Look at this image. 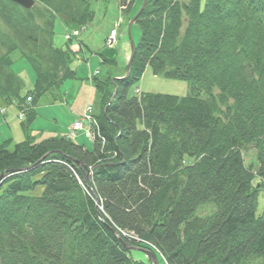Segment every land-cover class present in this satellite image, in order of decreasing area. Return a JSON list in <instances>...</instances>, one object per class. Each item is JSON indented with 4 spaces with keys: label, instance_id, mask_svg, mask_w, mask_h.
<instances>
[{
    "label": "trees",
    "instance_id": "1",
    "mask_svg": "<svg viewBox=\"0 0 264 264\" xmlns=\"http://www.w3.org/2000/svg\"><path fill=\"white\" fill-rule=\"evenodd\" d=\"M34 1L25 10L0 0V99L25 112V141L0 146V264H146L112 229L166 264H264V0H147L130 75L95 78L105 112L92 150L38 142L29 125L45 95L77 79L74 38L55 47L56 19L86 28L93 0ZM120 2L128 15L136 0ZM16 52L35 73L27 94ZM148 67L188 83V95L130 96ZM251 150L257 174L243 159ZM205 205L215 212L197 216Z\"/></svg>",
    "mask_w": 264,
    "mask_h": 264
},
{
    "label": "rangeland",
    "instance_id": "2",
    "mask_svg": "<svg viewBox=\"0 0 264 264\" xmlns=\"http://www.w3.org/2000/svg\"><path fill=\"white\" fill-rule=\"evenodd\" d=\"M144 1L145 0H136L132 11L129 13L128 18H126L127 8L124 10V16H122L118 0H93L91 6L95 12V17L93 22L86 28L82 27L75 30L71 25L67 27L63 19H56L54 44L57 49L66 48V31L68 28L74 29L73 33L80 36L79 40L74 43H81L83 51L74 58L72 65L73 70L77 73L78 80L67 81L62 85L59 92L53 90L51 91L52 96H45L41 100L39 107H36V120L34 122L44 123L46 125V127H44L46 130L49 124L69 126L70 129H76L77 123H80L83 127V130H81L83 135L87 132L89 128L88 125H91L92 122L94 126L96 125L98 117L102 112H105V107H102L101 100L98 98L99 96L95 88H91V84L88 82V80H90L89 77L93 71L95 73L97 70L101 72L99 78L103 80L107 78L109 74L115 75L116 77H121L125 74L131 49L130 43L132 41H134V43H139L141 38L140 30L135 26V23L129 26L128 24L132 17L138 14ZM118 23L120 24L117 29ZM115 29H117L115 34H111ZM3 53L4 52L0 50V54ZM101 56L109 59L107 60L108 62L114 60V64H102ZM11 58L13 61V71L26 82L25 91L32 90L35 81V73L31 65L21 57L19 52L14 53ZM138 90L145 93L185 97L188 95L189 85L186 82L171 80L164 76L156 77L152 70L148 68L141 81L132 87L130 96H136ZM66 92H68V94ZM0 107L9 109L7 111L9 114L6 113V118L8 115L11 116V119L9 120L8 118L5 122V117L2 118L0 116V144L2 146L10 141L9 150L13 151L16 144L25 141V131L23 129L25 115H19L18 109L21 108L17 106V104L8 108L1 99ZM33 123L29 125V128L31 136L36 139V141L39 142L50 139L41 137L42 135L34 132L32 128ZM9 124L12 126V133ZM51 138L67 139V137L64 138L60 136ZM90 143L91 148H93V143ZM246 154L247 156H245V159L247 164H249L255 158L254 151H248ZM43 192L44 188L39 187L35 192H31L30 195L40 197ZM214 212L215 209H213L211 205H205L198 210L197 216L207 217ZM263 212L264 189L260 197L258 214ZM143 250L152 252L156 256L158 264H165V260L159 251L147 245L143 246ZM130 257L135 261L146 264L150 259L145 253L136 251L130 252Z\"/></svg>",
    "mask_w": 264,
    "mask_h": 264
},
{
    "label": "bare ground",
    "instance_id": "3",
    "mask_svg": "<svg viewBox=\"0 0 264 264\" xmlns=\"http://www.w3.org/2000/svg\"><path fill=\"white\" fill-rule=\"evenodd\" d=\"M10 2H12V3H14L12 0H9ZM34 1V0H33ZM35 2V1H34ZM118 2L119 3H121L120 2V0H118ZM15 4V3H14ZM147 4V3H146ZM17 5V4H16ZM19 6V5H18ZM21 7V6H20ZM35 7V5L32 7V9ZM22 8V7H21ZM24 9V8H23ZM32 9H30V10H32ZM25 10H27V9H25ZM124 10H125V8L124 7H122L121 6V8H120V12H124ZM129 15V14H128ZM128 15L126 14L125 15V17L126 18H128ZM134 19V17H132V19L130 20V22H129V24H128V26L129 25H131V22H132V20ZM136 22V21H135ZM69 32V31H68ZM137 44L138 43H136L135 44V48L137 49ZM131 49H130V56H131V54H132V45H131V47H130ZM136 54V53H135ZM129 55V54H128ZM101 58H102V64H107V63H109V64H112L111 62V60H110V62H107V60H109V59H106V58H103L102 56H101ZM129 60V59H128ZM113 62H115L114 60H113ZM72 65H73V63H72ZM127 68H128V65H127ZM148 68H150V67H148ZM147 68V69H148ZM147 69H146V71H147ZM151 70H152V68H150ZM75 71V70H74ZM130 71H131V67H130ZM145 71V72H146ZM76 72V71H75ZM95 73H96V75H95ZM94 73V71L92 72V74H91V76L89 77L90 78V80H88V82H89V84H91V88L92 89H94L95 88V91H96V93H97V95L99 96V93H98V90H97V88L95 87V84H96V81L97 80H95V78H98L99 80H103V79H101V78H99L100 77V71L99 70H97L96 72ZM77 74V73H76ZM130 75V72H129V74H127V69H126V72H125V74L123 75V76H121V77H116L115 75L113 76V75H111V74H109L108 75V77L107 78H105L104 80H106V79H108V78H112V81H115V80H121V79H124V78H127L128 76ZM155 76V75H154ZM157 77V76H156ZM76 80H78V76H76ZM118 78H121V79H118ZM69 81H75V80H69ZM67 82V81H66ZM26 82H24V86L26 85L25 84ZM65 83V82H64ZM63 83V84H64ZM34 84H35V82H34ZM34 84H33V87H32V89L34 88ZM62 84V85H63ZM62 85L60 86V88H58L56 91L57 92H59L60 91V89H61V87H62ZM111 90V88H107L106 89V93L107 92H109ZM67 94H68V92H66ZM105 93V94H106ZM117 94H118V90H117V87H114V92H113V99L117 96ZM146 94H155V93H145V92H138L137 93V95H136V97H138V99H141L142 98V96H145ZM48 95H51V93H48L47 95H45V96H48ZM44 96V97H45ZM52 96V95H51ZM43 97V98H44ZM42 98V99H43ZM99 98V97H98ZM0 110H1V108H0ZM92 127L94 128L93 130H94V132H95V136L93 135V134H89V136H91V138H92V142L95 144V142H97V140H98V138H100V125H99V121H97V123H96V125L94 126V123L92 122V126L90 125V129H92ZM1 146V145H0ZM246 154V153H245ZM244 154V161H245V164L247 165V162H246V159H245V156H247V154L245 155ZM117 157V153H115V154H113V155H110L109 154V156H108V158H105V159H107V160H104L105 162L106 161H108V159L109 160H114L115 158ZM125 161V159H123V162ZM253 162V161H252ZM252 162L251 163H249L248 165H250V164H252ZM259 168H260V166L258 165V164H256V166L253 168V172H254V174H257V172H258V170H259ZM91 174H92V171H90L89 173H88V175H87V177H86V179L88 180V178L91 176ZM2 180H3V177L1 176L0 177V184H1V182H2ZM84 188H85V186H84ZM84 190H86L87 191V189L85 188ZM91 196H93V197H96V194H95V192L93 191V190H91V192H89V191H87ZM102 203H100L99 202V200H98V198L96 197V207L98 208V210L99 211H103V206L101 205ZM113 230V232L115 233V229H112ZM117 233L119 232V234L118 235H124V237L127 239V241H130V242H134L135 243V245H129V246H132V247H135V248H138V249H143V247H140V246H137L138 244H142L143 246L144 245H147V246H149V247H152V245L149 243V242H147V241H145V240H143V239H140L139 237H134L135 235H134V233H128V232H124V231H116ZM137 244V245H136ZM128 245V244H127ZM126 247V246H125ZM128 249V248H127ZM130 252H133V251H136V252H140V251H137V250H130V249H128ZM140 253H142V252H140Z\"/></svg>",
    "mask_w": 264,
    "mask_h": 264
},
{
    "label": "crops",
    "instance_id": "4",
    "mask_svg": "<svg viewBox=\"0 0 264 264\" xmlns=\"http://www.w3.org/2000/svg\"><path fill=\"white\" fill-rule=\"evenodd\" d=\"M7 114H9V113H7ZM1 117L3 118V116H1ZM8 118L10 120L11 116L8 115L7 118L5 117L4 122L6 119L8 120ZM12 120H15V119H12ZM9 127H10V130L12 133V126L10 124H9ZM44 127H46V125L42 122H34L33 126H32L34 132L42 135L41 137H45V138H51V137H56V136L64 137L67 135L68 130H69V126L56 125V124H49V126H47V130ZM75 141L77 144L91 149V145H88L83 137H79Z\"/></svg>",
    "mask_w": 264,
    "mask_h": 264
},
{
    "label": "water",
    "instance_id": "5",
    "mask_svg": "<svg viewBox=\"0 0 264 264\" xmlns=\"http://www.w3.org/2000/svg\"><path fill=\"white\" fill-rule=\"evenodd\" d=\"M12 1L15 4L21 6L24 9H27V10L32 9V7L35 5V2L33 0H12ZM146 3H147V0L144 1V4H143L142 8L138 12V14L134 17V19L132 20L131 25H133L135 23V21L139 18L140 14L143 12V10H144V8L146 6ZM131 45H132V54H131V57H130V60H129V64H128L127 74H129V72H130V65H131L132 60L134 58V55L136 53L135 44L132 42ZM115 234L118 236V233L116 231H115ZM122 243L124 244V242H122ZM124 245L126 246V248H128L130 250H137V251H140L142 253H145L147 256H149V258L151 259L153 264H158L157 258L152 252H150L148 250L138 249V248L129 246L127 244H124Z\"/></svg>",
    "mask_w": 264,
    "mask_h": 264
},
{
    "label": "built area",
    "instance_id": "6",
    "mask_svg": "<svg viewBox=\"0 0 264 264\" xmlns=\"http://www.w3.org/2000/svg\"><path fill=\"white\" fill-rule=\"evenodd\" d=\"M77 127L80 128V125H78Z\"/></svg>",
    "mask_w": 264,
    "mask_h": 264
}]
</instances>
